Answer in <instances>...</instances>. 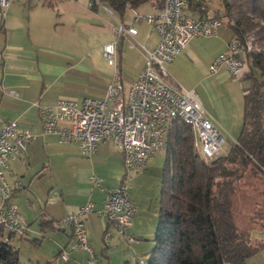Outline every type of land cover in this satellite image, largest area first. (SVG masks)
Instances as JSON below:
<instances>
[{
	"label": "built area",
	"instance_id": "built-area-1",
	"mask_svg": "<svg viewBox=\"0 0 264 264\" xmlns=\"http://www.w3.org/2000/svg\"><path fill=\"white\" fill-rule=\"evenodd\" d=\"M10 1L0 0V26L5 15V6ZM205 1L161 0V7L157 11L143 15L157 31L158 38L150 49L141 45L143 65L126 89L120 82L121 75L116 68L115 43L124 32L133 35L136 30L130 23L117 21L113 26L114 38L103 43L101 47L103 58L112 65V73L100 98L82 97L77 101L58 97L51 103L34 101L43 134L53 135L58 142H76L79 151L85 156L94 152L98 142L108 139L121 151L124 168L117 185L103 188L104 195L99 209H94L91 201L87 200L76 210L67 212L54 221L55 227L67 225L71 232L70 239L58 251L60 259L67 260L69 252L76 249L91 253L82 218L91 210L106 218L125 242L133 239L126 230L131 225V217L135 212L126 187L127 173L144 168L152 153L163 149L165 134L174 119L190 125L193 134L192 147L200 158L207 159L220 153V145L224 142L223 134L200 105L194 88L172 86L164 80L166 70L163 64L172 60L191 36L215 34L217 24L221 22L220 16L218 13L207 14ZM102 6L109 10L105 4ZM251 48L249 37L243 42L231 37L225 48L218 51L206 67L210 72L223 68L230 78H238L246 66L245 51ZM8 92L16 94L12 89ZM16 123L15 119H6L0 123L2 240L7 239L6 233L23 236L28 229L27 222L11 199L13 190L20 187L21 182L18 179L8 180L6 177L10 173L8 160L19 155L34 133L28 128H18ZM89 178L93 183L99 184V178L92 174ZM110 234L107 229L103 230L102 243H108ZM89 254L80 264H99Z\"/></svg>",
	"mask_w": 264,
	"mask_h": 264
},
{
	"label": "rangeland",
	"instance_id": "rangeland-1",
	"mask_svg": "<svg viewBox=\"0 0 264 264\" xmlns=\"http://www.w3.org/2000/svg\"><path fill=\"white\" fill-rule=\"evenodd\" d=\"M39 1L41 0H11L5 7L6 16H4V19L14 22L12 24L16 27L15 38L24 47V50L19 52L22 58H31L34 55L32 46V43L35 42L34 35L37 32H41L42 23L45 26L47 22L45 19L51 20L56 11V9H51L44 4L43 6H39ZM205 2L207 14H211L210 12H212L218 13L220 16L221 22L217 24L214 35L230 40L232 30L225 24L226 18L221 16L222 7L219 0H206ZM77 3L83 6L85 0H77ZM56 6L58 12L62 13V6L58 3ZM139 11L138 9L136 10V14L138 13L140 17L135 22L136 25H140V21L143 20ZM130 12L127 10L126 16ZM61 13L56 15V19L59 22L62 21L61 17L65 16V14ZM97 14V17L92 16L93 22L97 25L95 26L96 28L91 30L84 29V33H82L85 36L82 39L80 38L81 42H79L81 46L76 48V52H72V55L85 53L86 58L94 59L96 65L100 66L102 71L104 70L110 74L112 65L103 58L100 43L113 39V32L102 28L105 24L99 21L98 17L101 15L105 17L106 15L113 23L114 18L111 15L108 16L102 10ZM260 23L263 24L262 22ZM145 25L148 24L143 22L142 26ZM42 33L46 38L55 39L54 35L49 32L45 33L44 31ZM70 38L72 41L77 40L72 35ZM204 38L205 36H191L185 43L186 45L181 50H178V54L182 58L174 60L170 65L167 63L163 65L168 73L172 75V78L181 83L184 88H194L202 102L208 101V103L214 104V99L208 92L209 86L211 87V91L219 98L227 119V127L224 131L220 130V133L224 137V142L220 145V153H222L226 151L228 143L235 138L237 130L240 127V115L242 112V92L240 88L246 85L247 80L232 79L226 71L219 70L213 73L208 71L207 67H205L206 65H202L201 63L203 62V58L209 56L211 53L214 54L215 50H212L216 44ZM31 41L32 43L30 44ZM121 42V52H118V55L120 53L121 57V66L119 68L121 72L120 82L123 86H126L133 76V66L139 59L138 52L142 51V49L139 43L133 39L126 37ZM70 46L71 49H74L72 45ZM96 82L100 85L96 84ZM75 85L76 87L71 89V91L73 97L76 99H80L81 96L95 97L103 91L101 80L99 81L97 78L77 80ZM5 99L9 98L5 97ZM32 109L30 110L32 111ZM105 140L106 142H104L102 147H99L101 154L92 163V153L89 154V157H85L77 148L76 143L58 142L54 137L49 135H36L33 137L32 147L34 148L29 153L27 151L24 152L23 164H20L19 167L21 169L17 170L18 174H21V181L26 185L20 189L18 211H20L24 219L25 217H29L30 222L24 237L11 234L12 239L9 240L12 245L17 244L19 246V261L24 264H79L80 260H84L85 254H89L82 249H76L69 252L67 260L60 259L58 253L55 254L60 249L56 244L60 239H65L66 234L55 228L46 229L38 243H31L28 239L35 236L39 237L41 234L38 230L37 220H35V217L38 216V210H44L49 205L58 207L57 204L60 205V201H64V199L68 201L74 198H78V200H81V198L83 200L91 198L88 190H91V188L94 190L97 187L91 184V180L88 178L89 174L100 178L101 181L99 183L101 185H104L106 182H115L122 175L124 168L119 162L120 152L110 140ZM162 157L163 149L157 150L148 158L144 168L130 170L127 173L126 187L129 198H134L140 205V209L133 212V216L140 217H131V221L136 223L139 233L131 234L127 228L126 230L133 237L129 243H125L121 238L118 241H114L113 238L109 239L107 244L101 241L100 246L95 247L93 245L94 250L89 254L90 256L104 263L108 257L110 264H146L147 251L153 244L151 238L156 222L155 211L157 206L155 198H157ZM117 175L119 176L117 177ZM262 181L259 176H251V174L246 173L241 184L237 185L234 194L231 195V212L233 213L235 225L240 228L248 227L247 221L251 214L250 211L262 202L263 197L260 192L261 188H264V182ZM59 188H61V191ZM83 220L86 236L93 235L94 237H98L96 227H92L88 219L83 218ZM250 231L252 232V236L255 233L264 235V227L262 230L253 229ZM101 248L102 253L100 251ZM105 250L106 252H103ZM139 259L142 261L140 262ZM246 259L247 264H264V247Z\"/></svg>",
	"mask_w": 264,
	"mask_h": 264
},
{
	"label": "trees",
	"instance_id": "trees-1",
	"mask_svg": "<svg viewBox=\"0 0 264 264\" xmlns=\"http://www.w3.org/2000/svg\"><path fill=\"white\" fill-rule=\"evenodd\" d=\"M96 1L119 18L126 7L146 1L158 8L162 4L161 0H90ZM219 3L232 38L243 42L249 37L252 43L245 51V69L238 76L247 80L240 88V127L225 152L202 159L192 147L190 125L173 120L164 138L153 244L146 264H246L248 256L264 247V241L250 231L264 227V188L261 204L250 211L248 227L235 225L231 212V195L246 173L264 182V0ZM37 224L41 232L56 228L52 220L41 217ZM1 234L0 227V264H24L8 241L10 234L6 233V240ZM39 238L28 240L37 243Z\"/></svg>",
	"mask_w": 264,
	"mask_h": 264
},
{
	"label": "crops",
	"instance_id": "crops-1",
	"mask_svg": "<svg viewBox=\"0 0 264 264\" xmlns=\"http://www.w3.org/2000/svg\"><path fill=\"white\" fill-rule=\"evenodd\" d=\"M57 3L62 6V11H63L62 13L65 14L64 17H61L62 19L61 22H59V20L56 19V15L61 13L58 12V8H56ZM43 4L51 9H56V11L53 17L51 18V20L45 19L47 21L45 24L47 28H45L44 23H42L40 30L41 32H37L36 35H34L35 42L33 43L32 41L30 42V44L32 43L34 49V55H32L31 58L30 57L22 58V55L19 54V52L24 50V47H22V45L19 44V41H17L15 38L14 33L16 27L15 25L12 24L14 22L9 21L8 19L5 20L4 17L2 19V24L0 26V123L6 119H15V121L17 122L16 126L18 128L22 127V128L30 129L34 133L33 137H35L36 135H40V136L49 135L54 137L49 133L43 134L41 132V127L39 125L40 118L36 112V106L35 104H33L34 101L38 103H47V102L51 103L55 100V98L58 97H68L79 101L82 99V97H90V96H81L80 99H76L75 97H73L71 91V89H74V87H76L75 82L77 80L80 81L86 78L87 79L97 78L99 81L101 80V84L103 87L102 93L99 94L98 96L92 97V98H100L105 91L107 85L106 82L110 79L112 73V71L110 74L106 73V71L104 70L102 71L100 66L96 65L94 59L85 57L84 55L85 53L75 56L72 55L73 54L72 52H76V48L81 46L79 42H81V39L85 36V34L83 35L84 29L91 30L93 28H96L95 26L97 25L95 22H93L94 20L92 16L94 15L97 17L98 16L97 13H99L102 10L103 12H106L108 16L111 15L114 18L113 19L114 23H113L108 19V17H106V15H105L106 18L102 15L98 17L100 19L99 21L105 24V26H103L102 28L113 32L112 38H114L113 26L116 24L117 21H121L123 23L124 22L130 23L135 27L136 30L135 34L129 35V34H125L124 32V34L119 36L120 38L118 39V43H117L118 45L115 43L116 44L115 57L117 61L116 68L117 70H119L121 66V57H120V53L118 55V52L119 51L121 52V47H122L121 41H123L124 38L127 37L128 39H133L135 42H138L141 49H142L141 45H143L148 49L152 48V46L155 45L156 40L158 38V33L155 29H153L150 26L151 24L145 20L143 15L154 13L159 8L158 6L152 4L151 2L146 1L140 5H137V7L135 8L126 7L121 15L122 18H119L111 12V9L106 10L102 6V4L97 3V1L91 3L90 0H85L83 6L79 5L77 3V0H41L38 3L39 6H43ZM137 9L140 10L139 11L140 15L143 17L144 20L143 21L141 19L142 21H140L139 23L140 25L135 24V22H137V20L140 19L138 13L136 14ZM127 10L131 11L130 14H128V16H126ZM210 13L212 14V12ZM192 14L196 15L195 12H193ZM4 16H6V11ZM143 22H145V24L148 25L142 26ZM44 31L45 33L49 32L50 34H53L55 39L46 38V36H44V34L42 33ZM71 35L74 36L77 40L72 41L70 38ZM204 39L207 40L209 39V41H212L216 44L214 49L212 50V51L215 50L214 54L211 53L209 54V56L203 58V62L201 64L207 65L208 62H210L211 59L218 53V51H221L222 49L225 48V45L228 40L220 36L219 37L215 36L214 34L205 36ZM107 41L110 40L101 42L100 43L101 47L103 43ZM70 45H72L74 49L73 48L71 49ZM142 51L138 52L139 59L138 61H136V64L133 66V70H134L133 76L127 82L128 84H126V86L125 85L123 86L124 89L127 88L129 82L132 79H134L137 72L139 71L140 66L143 65L144 56ZM178 53L179 52L175 54L172 60L167 62L165 61V63L170 65L174 62V60L176 61L179 58L181 59L182 56H180V54ZM111 70H112V66H111ZM165 70H166V77L164 78V80L168 84L178 87L181 86L182 88H184V86H182L181 83L175 81L172 78V75L168 73L166 68ZM219 70L226 71L223 68H219L217 72ZM232 79H238V78H232ZM96 84L100 85L98 82H96ZM10 89L14 90L16 94L14 95L10 94L8 92V90ZM208 92L214 99V104H211V102L208 103V101L202 102L201 99L199 98V95L196 92L195 93L197 94L200 100V105L209 114V117L213 121V124L218 128L219 131L220 130L224 131V129L227 127V119L225 117L226 114L224 112L223 106H221L220 104L221 101L211 91L210 86L208 88ZM5 97L9 99L6 100ZM31 108H33L32 111L30 110ZM32 139L29 143H27L24 149L20 150V152L18 153L19 155L17 157L13 159H9L7 163L8 168H10V173L6 178L8 180L18 179L21 182L20 187L14 189L11 194L12 195L11 199L14 204L16 203L15 206L18 210H19L18 205L20 203V202L18 203V201H20L19 193H21L20 189H22L26 185H24L23 181H21L20 178L21 174H18L17 170L21 169L19 165L23 164V159L25 155L24 152L27 151V153H29L34 148L32 147L33 146ZM104 142H106V140L100 141V143L95 148V152L92 153L91 155V157H93V160L91 161L92 163L94 162L95 158H98L99 154H101V152L99 151V147L100 146L102 147ZM119 152H120L119 162L121 163V159H122L121 151L119 150ZM85 157H89V156H85ZM118 176L119 175H117V177ZM89 179L91 180V178ZM120 179L121 177L119 176L115 182H106L104 185H101L100 183L95 184L91 181V184L97 187V189L92 190L91 188V190L90 189L88 190L89 196L91 198H87L85 200H83L82 198L81 200H78V198L77 199L74 198L68 201L64 199V201L63 200L60 201V205L57 204L58 207H53L49 205V207L47 206L44 210L42 209L38 210V216L35 217V220H37L40 217L44 219H50L52 220V223L54 225V221L58 217L66 214L67 212L76 210L80 206V204L84 203L87 200L91 201L94 209H99L101 207L100 200L104 195L103 188L117 185L120 182ZM59 189L61 191V188ZM129 200L135 206V211L140 209L139 203H137V201H135L134 198H131ZM32 217L34 218V216ZM132 217H140V216H136V215L133 216L132 214ZM22 218L24 219L23 215ZM82 218L88 219L92 227H96L98 231V235H99L98 237H94L93 235L87 236L88 239L87 242L91 246V252L94 250L93 245H95V247L101 245L100 242L102 240V233L104 229L110 231L111 234L109 236V239L113 238L114 241H118L120 238L122 240L124 239L122 236L118 235L115 230H113L112 226L107 222L106 218L103 219V217L96 214L95 211L91 210V212L83 215ZM24 221H26L27 225H29L30 222L29 217H25ZM127 228L128 230H130L131 234L139 233L136 223L132 221H131V225L128 226ZM55 229L65 232L66 234V238L60 239V241L57 242L56 244L57 246L61 247L66 243L67 240L70 239L71 232H69V228L67 225H61L60 227H56ZM40 233L41 234L39 236L40 237L39 241L41 240V237L44 235L43 232L40 231ZM253 236L258 240L264 241V235L255 233L253 234ZM11 239H12V235L10 234V236L8 237V241ZM109 239H107V242L109 241ZM125 243H129V242H125ZM10 244L12 245L11 242ZM12 247L17 248L19 252V248H18L19 246L17 244L12 245ZM262 249L263 248H261V250ZM100 251L102 253V248ZM103 252H106V250ZM57 253L58 251L55 254ZM87 256L88 255L86 253L84 260L86 259ZM94 259L99 264H110L108 257L105 259V263L100 260H97L96 258ZM83 261L80 260L78 263L80 264ZM245 262L247 264V259Z\"/></svg>",
	"mask_w": 264,
	"mask_h": 264
}]
</instances>
